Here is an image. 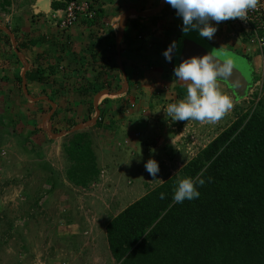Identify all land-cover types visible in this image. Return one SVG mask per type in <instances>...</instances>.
<instances>
[{"label":"crops","instance_id":"0c3cea01","mask_svg":"<svg viewBox=\"0 0 264 264\" xmlns=\"http://www.w3.org/2000/svg\"><path fill=\"white\" fill-rule=\"evenodd\" d=\"M129 1L133 2V5L119 11ZM8 2L9 5L5 7H8L9 11L3 13L5 21L10 26L12 36L18 38L20 45L23 44L20 51L26 64L17 53L16 59L12 52H9V48H5L6 39L0 36V75L3 79L9 77L10 83L12 80L15 83L18 76L22 77L23 82L25 72L26 89L34 102L30 103L38 104L39 108L48 107L49 113L61 112V117L51 121L47 119L48 123L45 119L44 122L45 133L53 140L52 144L49 143L51 151L47 155L56 156L52 148H56L57 143L60 144L58 141L68 139L62 149L64 153L65 146L74 134L88 133L97 160L106 161L99 167L98 180L91 184L96 185L106 176L105 173L110 175L111 170L122 171L124 175L137 171L143 177V180L136 181L140 184L138 196L145 195L150 190L144 192L147 188H144L142 183L144 178L148 179L145 175L146 161L155 156H182L181 150L174 153L177 135L166 130L165 126L158 122L159 117L165 115L164 109L168 104L164 103L165 99L156 96L161 92L164 98L172 95L183 99L178 95V89L186 90L187 85L174 76V59L179 46L174 51L171 62L163 55L173 40L178 44L182 38V20L171 18L172 15L167 12L158 21L159 26L154 27L151 17L131 14L124 26V36L120 39L121 20L125 12L130 9L137 12L151 11L157 7H145L142 0H99L97 4L102 11L97 22L81 18L71 28L62 30L54 14L56 11L57 16L62 17L63 9L53 7L55 3L62 1ZM165 7L157 15H160ZM169 16L170 22L176 20L173 25L167 22ZM165 22L168 23L166 26L170 27L164 30L165 34H161L160 27ZM136 23L137 29L134 27ZM144 24L153 31L156 29L153 36L139 33L138 29L143 28ZM140 35L144 37L139 38ZM230 37L228 28L218 24L211 42L220 48H228L234 46ZM10 39L12 41L11 36ZM235 47V51L240 52V46ZM242 53L244 54L243 51ZM103 54L110 57L112 63L118 67L103 68L102 66H106L102 62ZM42 75L45 78L43 83L37 81ZM28 76L31 78L28 79ZM173 82L176 84L174 91L172 90L174 96L173 93L167 92V87L170 88L169 84L173 85ZM97 87H101V90L96 95H91ZM145 100H149L150 105L144 102ZM96 114L102 118L100 123L96 119L92 120ZM143 134L146 140L142 138ZM177 149L179 150L178 147ZM170 150L171 152H168ZM64 154L67 155L66 152ZM119 156H123V162H120Z\"/></svg>","mask_w":264,"mask_h":264},{"label":"rangeland","instance_id":"374dc122","mask_svg":"<svg viewBox=\"0 0 264 264\" xmlns=\"http://www.w3.org/2000/svg\"><path fill=\"white\" fill-rule=\"evenodd\" d=\"M142 1L145 7H158L162 2ZM6 5V0H0V26L11 32L3 14L9 11ZM130 5L133 2L129 1L119 11L126 10ZM167 14L182 20L176 11ZM171 18L169 16L167 22ZM167 22L160 27L161 34H165L164 30L170 27L166 26ZM233 41L234 46L221 49L238 53L235 46L240 44V50L251 58L246 60L252 61L249 64L254 69L252 77L255 80L247 95L236 98L232 88L218 79L220 90L233 99L232 109L221 120L214 123L194 120L171 122L166 114L158 115L161 126L177 135L174 153L181 150L182 156H155L154 159L158 157L156 161L160 171L153 178L145 169L148 179L144 178L142 183L147 189L143 188L141 192L162 184L173 175H179L181 168L200 156L212 139L243 113L254 111L256 103L264 98V53L248 46V43H240L235 37ZM178 46L181 50V38ZM174 63L178 65L177 55ZM8 78L3 79L0 75V264H118L109 250L106 226L141 197L138 196L140 184L136 181L143 180L142 174L133 170L134 173L124 175L122 171L111 170L110 175L105 173L106 176L96 185L88 187L76 186L69 181L67 171L73 163L62 151L68 139L58 141L60 144L52 148L56 156L47 155L53 140L46 135L43 126L50 109L30 103L33 98L28 89L24 92L23 82L17 80L14 83L12 80L10 83ZM169 87L167 92L174 96L175 82ZM156 96L165 99L164 103L168 105L181 100L172 95L164 98L161 92ZM144 102L150 105L149 100ZM142 138L146 140L144 134ZM119 158L120 162L124 161L123 156ZM97 163L100 167L106 161L98 159ZM133 164L131 166L134 167Z\"/></svg>","mask_w":264,"mask_h":264},{"label":"trees","instance_id":"16d2710c","mask_svg":"<svg viewBox=\"0 0 264 264\" xmlns=\"http://www.w3.org/2000/svg\"><path fill=\"white\" fill-rule=\"evenodd\" d=\"M69 1L53 7L65 8ZM90 3L97 15L85 20L95 23L102 9L99 0ZM169 11L175 9L167 3L160 15L151 17L152 25L159 26L158 21ZM142 26L139 33L154 35L156 29ZM0 34L6 39L5 48L17 59L10 36L2 29ZM101 58L106 64L103 68L118 67L110 57L103 54ZM44 79L42 75L37 81L43 83ZM17 80L22 81V77ZM100 90L95 88L91 95ZM178 91L184 98L186 90ZM236 98L240 96L236 94ZM256 106L212 139L179 175L150 189L107 224L109 250L118 264H264V98ZM61 115L56 111L52 120ZM64 151L73 163L67 171L69 181L88 187L98 180L100 169L88 133L74 134ZM202 171L205 184L198 189L200 197L175 203L172 196L177 177L195 178Z\"/></svg>","mask_w":264,"mask_h":264},{"label":"clouds","instance_id":"9594fccd","mask_svg":"<svg viewBox=\"0 0 264 264\" xmlns=\"http://www.w3.org/2000/svg\"><path fill=\"white\" fill-rule=\"evenodd\" d=\"M165 2L175 9L178 17L182 18L181 30L185 36L190 32H198L201 38L211 42L220 22L236 18L247 19L249 10L256 9L259 0H165ZM230 38L233 40L232 36ZM237 39L240 43L245 42L247 44L245 39ZM177 47V41L173 40L165 49L163 55L168 62L172 61L173 53ZM240 52L242 53L241 50ZM233 67L234 62L231 59L217 62L210 53L202 56L194 55L182 60L175 66L174 76L187 85L186 95L179 102L171 103L164 109L166 117L170 118L171 122L194 120L214 123L221 120L232 109L233 99L220 90L218 78H230ZM252 85L248 87L245 95L241 96L242 98L247 95ZM93 118L96 121H102L101 116H97V114ZM145 169L153 178H156L160 171L159 164L154 158L145 163ZM202 177L203 171L195 178L177 177L172 196L173 201L182 204L185 200L198 199L200 197L198 189L205 184ZM160 198L164 199L165 194L161 193Z\"/></svg>","mask_w":264,"mask_h":264},{"label":"water","instance_id":"95a60500","mask_svg":"<svg viewBox=\"0 0 264 264\" xmlns=\"http://www.w3.org/2000/svg\"><path fill=\"white\" fill-rule=\"evenodd\" d=\"M166 2L162 0V3L154 10L151 11H143L137 12L135 9H130L125 12L122 16L121 20V35L120 39L124 36V26L131 14H136L142 17H153L157 15L159 12L163 10L165 7ZM0 29L5 30L12 38V44L15 49V52L24 60L21 51L17 47L16 38L12 36V32L9 31L7 28H3L0 26ZM182 49L177 52V60L178 64L186 59L190 58L191 56H202L207 53H210L217 62L222 61L224 59H231L234 62L233 72L230 78H218L220 80L225 81L233 90V92L237 95L244 96L248 87L253 82L252 77V67L250 62H247V58L243 57L242 55L230 51L222 50L221 48L217 47L216 45L212 44L209 40L203 39L199 36L198 32H190L188 35H184L182 33ZM120 39L118 41V51L120 52ZM26 64V62H25ZM177 66V65H176ZM23 85L24 89L26 90V83H25V72L23 74ZM54 107V105H53ZM53 111L50 112L48 115V119L51 120ZM95 121V119H93ZM81 128V127H80ZM77 128V129H80Z\"/></svg>","mask_w":264,"mask_h":264},{"label":"built area","instance_id":"2783aa9c","mask_svg":"<svg viewBox=\"0 0 264 264\" xmlns=\"http://www.w3.org/2000/svg\"><path fill=\"white\" fill-rule=\"evenodd\" d=\"M62 12V17H58L56 11L54 14L62 30L71 28L81 18L91 20L97 15V9L88 0H71L66 3ZM219 24L228 28L230 36L245 39L250 46L264 53V0H259L256 9L249 10L247 19L236 18Z\"/></svg>","mask_w":264,"mask_h":264}]
</instances>
